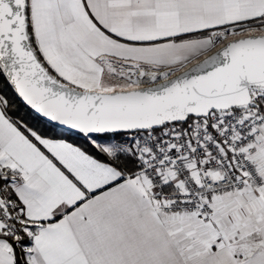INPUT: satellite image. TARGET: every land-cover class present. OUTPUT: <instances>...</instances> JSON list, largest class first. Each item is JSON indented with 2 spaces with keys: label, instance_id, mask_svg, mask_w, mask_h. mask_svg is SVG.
I'll return each instance as SVG.
<instances>
[{
  "label": "snow or ice",
  "instance_id": "obj_1",
  "mask_svg": "<svg viewBox=\"0 0 264 264\" xmlns=\"http://www.w3.org/2000/svg\"><path fill=\"white\" fill-rule=\"evenodd\" d=\"M0 264H264V0H0Z\"/></svg>",
  "mask_w": 264,
  "mask_h": 264
}]
</instances>
